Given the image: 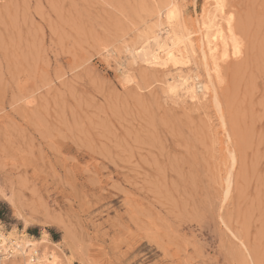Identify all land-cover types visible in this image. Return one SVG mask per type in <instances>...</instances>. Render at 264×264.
I'll return each mask as SVG.
<instances>
[{
    "label": "rangeland",
    "instance_id": "rangeland-1",
    "mask_svg": "<svg viewBox=\"0 0 264 264\" xmlns=\"http://www.w3.org/2000/svg\"><path fill=\"white\" fill-rule=\"evenodd\" d=\"M219 1L0 0V230L62 264H264V0ZM170 8L203 73L198 21L231 23L221 112L131 56Z\"/></svg>",
    "mask_w": 264,
    "mask_h": 264
},
{
    "label": "bare ground",
    "instance_id": "bare-ground-1",
    "mask_svg": "<svg viewBox=\"0 0 264 264\" xmlns=\"http://www.w3.org/2000/svg\"><path fill=\"white\" fill-rule=\"evenodd\" d=\"M175 8H170L167 12L165 11L166 9H162L166 12L164 13L166 26L164 30H161L164 35H152L146 38L139 48H135L134 52L132 53L133 55L131 56L133 60L146 64L153 69L159 68L160 70L168 69L170 67H176L177 69H180V71L181 69H191V71L194 73L193 76L189 75V71V74L183 75L182 73L169 79L165 85L167 92L179 98L189 97L192 101L197 98L198 94H201L200 97H202L203 100L211 97V94H213L215 106L217 110L221 112V106L216 98L215 83L213 80V73L217 72L216 68L219 65L213 66L216 63L214 57L216 56L220 47H223V49L226 50L232 48L234 50L233 57H239L242 54V50L237 39L233 38L235 34L231 28V23L229 20H227L228 29L226 30H224L223 25L218 26V24H216L217 16L215 11H222V4L219 0H215V11H206V15H204V17L202 16L201 21H198L197 24L200 31L199 40L201 42L199 47L202 49L201 67L202 69L204 67L203 73L199 68L200 66L195 65L192 61H190L195 51L193 46L194 40L191 37L192 34H190L188 30L184 29V33L179 30L180 26L178 24L180 20L177 14L179 10L177 12ZM158 11L159 10H157V12ZM219 45L220 47L218 48ZM211 61H214V63H211ZM223 126L224 128L226 127L224 121ZM230 183L231 182L229 181V187ZM229 193L230 189L228 188L226 192L227 197H229ZM10 202L13 204L15 213L19 217V220H22V214L17 208L14 200H10ZM25 222L26 226H28V221ZM16 231L13 232L16 233ZM2 237L4 241L9 240L13 246L11 248L14 258L12 264H31L32 261L29 262V258L34 252L37 254V264H62L61 258L56 251L49 250V246L45 245L42 247H37L33 236L23 233L15 235L14 233L9 232V234H6V236Z\"/></svg>",
    "mask_w": 264,
    "mask_h": 264
},
{
    "label": "built area",
    "instance_id": "built-area-1",
    "mask_svg": "<svg viewBox=\"0 0 264 264\" xmlns=\"http://www.w3.org/2000/svg\"><path fill=\"white\" fill-rule=\"evenodd\" d=\"M2 236H6V233L0 230V264H12L14 258L11 248L13 246L9 240L4 241ZM29 262H31V264H37L36 252L31 255V257L29 258Z\"/></svg>",
    "mask_w": 264,
    "mask_h": 264
}]
</instances>
